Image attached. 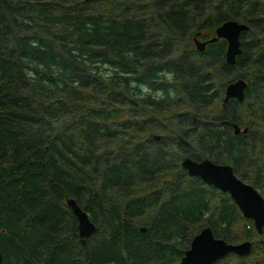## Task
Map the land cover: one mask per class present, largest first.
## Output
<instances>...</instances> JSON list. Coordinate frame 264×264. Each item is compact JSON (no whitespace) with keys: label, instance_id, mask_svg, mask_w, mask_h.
I'll return each mask as SVG.
<instances>
[{"label":"trees","instance_id":"obj_1","mask_svg":"<svg viewBox=\"0 0 264 264\" xmlns=\"http://www.w3.org/2000/svg\"><path fill=\"white\" fill-rule=\"evenodd\" d=\"M228 20L248 26L234 64L193 41ZM187 156L264 198V0H0V264H179L206 226L252 242L214 264H264V231Z\"/></svg>","mask_w":264,"mask_h":264},{"label":"water","instance_id":"obj_2","mask_svg":"<svg viewBox=\"0 0 264 264\" xmlns=\"http://www.w3.org/2000/svg\"><path fill=\"white\" fill-rule=\"evenodd\" d=\"M247 29L248 26L243 22L228 20L217 26L213 36L208 39L202 40L198 38V35H195L193 37L194 45L197 51L201 52L204 51L207 44L223 39L226 41L225 60L228 64H234L236 56L241 52L240 34ZM246 87L247 81L243 78H237L228 83L223 91V105L229 99L244 101ZM247 131V126L240 127L233 124L234 134L246 133ZM181 167L188 176L199 177L206 185L227 193L242 216L252 222L255 231L258 234L263 233L264 198L252 184L240 179L229 164H218L207 158L198 161L187 156L182 159ZM65 203L74 213L79 236L84 241L95 232L96 226L87 212L73 198H67ZM142 230L144 231L145 228ZM251 249L252 242L250 240L230 243L215 237L211 228L206 226L193 236L179 264H214L228 254L239 257L248 256Z\"/></svg>","mask_w":264,"mask_h":264},{"label":"rangeland","instance_id":"obj_3","mask_svg":"<svg viewBox=\"0 0 264 264\" xmlns=\"http://www.w3.org/2000/svg\"><path fill=\"white\" fill-rule=\"evenodd\" d=\"M260 192V191H259ZM249 229V228H248ZM254 229V228H253Z\"/></svg>","mask_w":264,"mask_h":264}]
</instances>
